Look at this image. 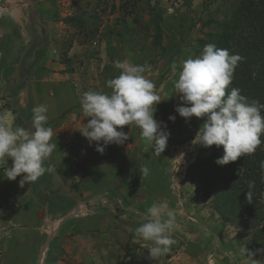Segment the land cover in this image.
I'll return each instance as SVG.
<instances>
[{
    "label": "rangeland",
    "instance_id": "1",
    "mask_svg": "<svg viewBox=\"0 0 264 264\" xmlns=\"http://www.w3.org/2000/svg\"><path fill=\"white\" fill-rule=\"evenodd\" d=\"M230 1L125 0L123 8L122 0H0V123L30 127L31 108H21L19 101H31L25 81L32 78L45 101L61 96L64 116L78 103L83 117L82 95L88 91L110 93L106 82L120 73L114 62L127 61L151 66L144 75L156 85L161 98L154 119L167 125L170 132L167 148L157 157L138 127L125 126L124 131L134 129L128 141L147 148H141L139 154L140 160L147 162L149 174L140 171L144 163L134 170L139 172L138 176L132 173L140 180L139 192L130 194L129 185L121 186L120 202H109L108 212H104L109 213L105 214L107 220L94 224L99 226H74L61 233L58 239L65 248L50 253L52 264H264L261 245L252 248L242 242L240 231L220 219L211 200L188 179V165L198 151L192 141L200 130V119L192 117L186 122L175 112L180 104L174 89L179 68L184 60L196 57L198 40L214 31ZM153 13L161 14L163 20L159 40L153 38ZM70 17H83L85 24L72 25L66 20ZM173 62L177 64L176 76L171 74ZM169 116H176L175 121H169ZM58 122L53 127H58ZM11 163L9 160L7 166ZM5 178V166L0 164V264H17L14 255L3 250L6 241L15 243L16 248L20 243L29 246L18 264H38V231L30 234L26 226L18 225L16 213L26 185L20 188L21 177L9 183ZM164 202L167 208L162 217L169 213L176 217L170 233L175 244L168 253L150 258L148 250L153 243L137 237L135 229L153 203ZM92 205L80 203L72 216L101 213Z\"/></svg>",
    "mask_w": 264,
    "mask_h": 264
},
{
    "label": "clouds",
    "instance_id": "2",
    "mask_svg": "<svg viewBox=\"0 0 264 264\" xmlns=\"http://www.w3.org/2000/svg\"><path fill=\"white\" fill-rule=\"evenodd\" d=\"M241 60L240 55L209 43L199 56L182 62L174 83L175 95L178 94L180 100L175 112L186 122L192 117L205 121L192 144L223 148V155L215 161L218 166L252 155L264 143L261 139L264 136V104L258 100L249 101L239 88L229 89ZM114 67L120 73L106 82L110 93L88 91L82 95V112L90 119L80 131L81 135L90 146L95 143V150L103 154L107 146L128 141L129 135L124 128L134 125L140 129L141 137L153 154L160 157L167 148L170 132L167 125L154 119L155 106L161 98L155 91L156 85L144 75L151 66L115 61ZM171 74L177 75L175 62L171 65ZM31 111L29 128L0 123V164L5 166L8 181L21 177L20 187L55 171L48 163L57 148V144L51 143L53 129L46 126L48 107L41 104ZM168 119L174 122L176 116ZM9 160L10 167L7 166ZM260 167L264 170V161ZM140 171L144 176L149 174L146 166ZM254 187L255 181H248V188ZM245 196L246 200H251L252 192H245ZM165 208L166 202L153 203L135 229L137 237L153 243L148 250L150 258L168 253L175 244L170 233L175 228L176 217L169 213L163 218L161 213Z\"/></svg>",
    "mask_w": 264,
    "mask_h": 264
},
{
    "label": "crops",
    "instance_id": "3",
    "mask_svg": "<svg viewBox=\"0 0 264 264\" xmlns=\"http://www.w3.org/2000/svg\"><path fill=\"white\" fill-rule=\"evenodd\" d=\"M10 68L11 65L7 66L6 71ZM25 84V87L28 86L31 89V101H28L27 98H20L21 108L25 106L27 109L31 108L32 110L35 106L47 105L49 119L46 126L53 129L51 143L57 144V148L52 152L48 162L55 168V171L45 173L39 178L44 183L43 188L40 190V199L33 196L30 184H25L26 192L22 194V198L18 203L17 208L19 207V210L16 212L18 215H16L18 216V225L26 226L27 232L30 234L37 230L38 233L35 234L43 237L39 240V237L35 236V240L38 241L36 253L38 248L41 250V255L37 256V263L52 264L53 256H50V253L65 248L60 245L62 239H58L61 233L74 226L86 229L95 228V226H99L94 225L96 222L106 221L105 214L109 213L104 212H108L107 207H109L110 201L120 202L119 191L123 190L121 186L129 185L130 194L139 192L140 180L134 179L132 173H136L138 176L139 172L134 170L140 168L142 163L146 167L148 166L144 159L140 160L139 154L141 148L144 151H147V148L142 147L141 144L126 141L122 145L111 144L105 148L103 154L98 153L95 150V143L90 146L87 139L80 133V131H83L81 127L90 118L82 117L79 114L81 111L78 103H76L75 110L71 114L64 116L65 111L62 112L63 103L59 94L56 95L57 97L54 100L45 101L44 94L36 90L33 78L26 80ZM57 89L59 90V88ZM21 95L26 96V93H21ZM27 103L31 106L28 107ZM59 120L58 127H53L55 122ZM132 128L126 130L128 135L133 133L134 129ZM6 183H9L8 180ZM46 183H49V186H46ZM22 191L24 190L22 189ZM86 200L89 201L86 202ZM80 203L88 206L93 204V208L96 205L95 208H99L98 211L101 213L94 214L91 212L87 213L88 216L83 214L79 218L73 217L72 210H76L77 205H80ZM35 225H38V227ZM13 245L11 241H6V245L2 246L5 253L9 251L8 253L14 255L12 258L17 259L16 263L18 264L19 257L24 254V250L27 251L26 248H29V246L26 247V245L20 243L16 248L15 243ZM44 247L45 249L42 251ZM18 249H21V251ZM12 258L10 257V259ZM7 260L5 261L7 262ZM21 262L23 261L21 260Z\"/></svg>",
    "mask_w": 264,
    "mask_h": 264
},
{
    "label": "trees",
    "instance_id": "4",
    "mask_svg": "<svg viewBox=\"0 0 264 264\" xmlns=\"http://www.w3.org/2000/svg\"><path fill=\"white\" fill-rule=\"evenodd\" d=\"M122 1L124 8L125 0ZM151 18L155 30L153 38L159 40L161 14L153 13ZM66 20L72 25L85 24L83 17ZM205 36L198 40L196 57L209 43L228 49L230 54L240 55L242 60L235 69L229 89L239 88L241 95L249 101L258 100L264 104V0H231L225 16L216 22L214 31ZM204 122V118H200V128ZM261 139L264 140V136ZM222 155V147L198 145L194 160L188 165L187 177L198 184L205 198L211 200V207L220 219L240 231L242 242L252 248L260 244L264 249V170L260 167L264 161V143L254 154L218 166L215 161ZM250 180L255 181L251 190L248 188ZM29 184L33 196L40 199L44 183L38 179ZM248 191L252 192L251 200H246L245 192Z\"/></svg>",
    "mask_w": 264,
    "mask_h": 264
}]
</instances>
